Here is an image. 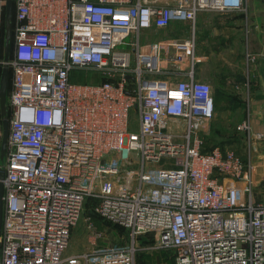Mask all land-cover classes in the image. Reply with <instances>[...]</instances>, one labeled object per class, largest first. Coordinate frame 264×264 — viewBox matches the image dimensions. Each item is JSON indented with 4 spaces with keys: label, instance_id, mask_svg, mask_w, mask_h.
Segmentation results:
<instances>
[{
    "label": "built area",
    "instance_id": "obj_1",
    "mask_svg": "<svg viewBox=\"0 0 264 264\" xmlns=\"http://www.w3.org/2000/svg\"><path fill=\"white\" fill-rule=\"evenodd\" d=\"M246 2L15 0L0 264H136L149 248L177 250L178 264H264L253 166L204 152L214 89L195 75L198 16ZM174 22L190 23L187 40L142 43ZM74 70L92 83H74ZM2 138L0 109V151ZM89 198L128 240L66 255Z\"/></svg>",
    "mask_w": 264,
    "mask_h": 264
},
{
    "label": "crops",
    "instance_id": "obj_2",
    "mask_svg": "<svg viewBox=\"0 0 264 264\" xmlns=\"http://www.w3.org/2000/svg\"><path fill=\"white\" fill-rule=\"evenodd\" d=\"M147 2L172 5L176 0ZM190 35V23L174 22L166 29L144 30L142 43L184 41ZM195 39L196 79L212 87L220 84L235 94L216 102V120L205 130L204 139L209 140L215 132L229 135L231 129L237 131L239 137L228 141L226 146L253 166V193L256 189L259 198L255 201L264 203V140L256 138V134L264 133V0H247L243 10L200 14ZM244 121L249 122L250 132L238 131Z\"/></svg>",
    "mask_w": 264,
    "mask_h": 264
},
{
    "label": "rangeland",
    "instance_id": "obj_3",
    "mask_svg": "<svg viewBox=\"0 0 264 264\" xmlns=\"http://www.w3.org/2000/svg\"><path fill=\"white\" fill-rule=\"evenodd\" d=\"M14 3V0H13ZM5 6L6 0H0V59L4 60V49H5ZM14 23V22H13ZM131 40V39H130ZM129 41V40H128ZM126 48L125 46L120 47V49ZM12 49V46H11ZM12 50H10L11 55ZM3 67L0 66V78ZM71 79L74 83L78 84H91L92 76L91 73L87 74L85 71L74 70L71 73ZM11 81V73H9V84ZM214 97L216 102H218L225 94L232 97L235 96L234 92L228 91L226 88L221 87L217 84L213 87ZM217 104V103H216ZM1 109V108H0ZM9 119V118H8ZM213 119L211 123L215 122ZM230 122V121H229ZM232 124V122H230ZM217 126V125H216ZM132 131H138V126H133ZM230 134L212 133L209 140H206V145L208 144L211 148L221 146L226 149L228 141L234 140L239 137L237 131L231 129ZM207 145V146H208ZM206 146V147H207ZM208 148V147H207ZM230 149V148H229ZM231 150V149H230ZM233 151L235 149L232 148ZM236 152V151H235ZM240 155V154H238ZM141 165V158L139 159L135 155H131ZM164 160L161 163H164ZM129 162H126L128 164ZM0 165H2L1 151H0ZM136 165H133L135 167ZM255 199H259L258 191L254 190ZM90 224L94 226L96 230L89 229ZM128 240L127 233H124L119 226L113 224L109 220L96 215L93 212V206L90 205L84 208L81 219L74 227L71 233V239L69 246L66 251V255H79L87 250H91L97 246H113L116 244L126 243ZM141 246L144 244H154L153 237L144 238L140 240ZM151 245H148L151 246ZM177 250L175 249H164V248H149L141 251L136 257V264H178L177 262Z\"/></svg>",
    "mask_w": 264,
    "mask_h": 264
},
{
    "label": "water",
    "instance_id": "obj_4",
    "mask_svg": "<svg viewBox=\"0 0 264 264\" xmlns=\"http://www.w3.org/2000/svg\"><path fill=\"white\" fill-rule=\"evenodd\" d=\"M13 12H14V3L13 0H6L5 6V49H4V67L1 73L0 78V108L1 116L3 123V138L1 142V159H4L8 137H9V119H8V90H9V67L8 62L10 60V50H11V41L13 36ZM4 180L5 173L0 170V238L3 226V216H4ZM0 259H1V244H0Z\"/></svg>",
    "mask_w": 264,
    "mask_h": 264
},
{
    "label": "trees",
    "instance_id": "obj_5",
    "mask_svg": "<svg viewBox=\"0 0 264 264\" xmlns=\"http://www.w3.org/2000/svg\"><path fill=\"white\" fill-rule=\"evenodd\" d=\"M13 18H14V20H15V0H14V12H13ZM14 20H13V22H14ZM5 24V23H4ZM14 24V23H13ZM11 46H12V49H13V36H12V41H11ZM11 49V50H12ZM11 55H12V52H11ZM11 55H10V57H11ZM11 73V72H10ZM11 78H12V75H11ZM10 89H11V81H10V84H9V90H8V93H9V91H10ZM228 95L227 94H225V92H224V96L222 97V98H224V97H227ZM215 98V97H214ZM7 106H8V118L10 119V117H11V111H10V108H9V105H8V102H7ZM215 108H216V100H215ZM206 142V141H205ZM217 147H221V146H217ZM215 147H212V148H206V143H205V146H204V152H209V151H211L212 149H214ZM222 149H226V148H224V147H221ZM97 200L96 199H94V198H89L87 201H86V206H85V208L87 207V206H95L96 204H97ZM122 230H124V233H127V237H129L128 236V232L125 230V229H123V228H121ZM142 240V239H141ZM127 242V241H126ZM122 244H124V243H122Z\"/></svg>",
    "mask_w": 264,
    "mask_h": 264
}]
</instances>
